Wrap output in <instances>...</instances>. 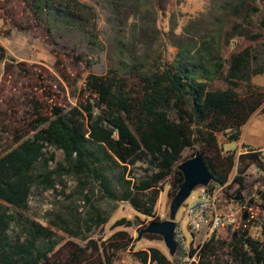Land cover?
<instances>
[{
    "label": "rangeland",
    "instance_id": "374dc122",
    "mask_svg": "<svg viewBox=\"0 0 264 264\" xmlns=\"http://www.w3.org/2000/svg\"><path fill=\"white\" fill-rule=\"evenodd\" d=\"M29 2L31 4L32 0H0V47L4 49V52L0 50V157L33 138L40 117L52 121L57 109L69 114L75 109L84 112L89 102L97 105L94 94L85 90L89 75L118 76L127 82L128 88L140 89L141 75L158 71L164 63L172 61L178 52L177 44L196 56L203 52L204 43L214 39L215 49H219L227 61L233 53L250 48L260 58L252 68L264 64V30L259 27L264 12L261 0H250L243 10L247 13L251 6L260 9L252 17V24H246L251 33L262 36L257 43L246 38L225 41L234 21L230 17L231 10L239 4L238 0H47L56 10H69L79 22L72 18L63 22L54 11L47 16L32 9ZM227 71L228 65L224 74ZM213 87L226 89L228 84L220 80ZM243 91V87L239 89ZM171 118H176L174 112ZM218 139L224 154L235 153L236 165L219 206L224 226L216 233L230 242L247 220L255 219L250 234L264 240V201L261 199L264 157L258 153L261 167L252 165L241 173L244 164L240 157L247 154L239 155L246 149L264 152V115L257 113L250 119L242 128L239 141L228 142L224 134H219ZM197 149H185L178 165L194 157ZM46 159L47 164L38 168L39 173L53 172L58 165L65 164L64 152L49 144ZM244 163L250 162L245 160ZM127 169L126 176L133 181L152 174L151 170L147 171L148 160ZM120 172L123 169H117L113 177ZM238 177L244 179V188L236 182ZM173 181L174 178L169 177L160 183L155 216L146 217L129 203L105 199L95 179L80 180L56 173L52 185L40 183L33 188L29 208L23 214L55 232L58 245L49 264H74V246L84 248L89 240L102 245L119 231L126 232L132 243L114 264H140L132 253L151 248L162 251L172 264H199V259L187 260L181 248L171 257L160 236L144 235L141 240L137 239L138 232L150 222L169 219L171 201L179 191L173 188ZM201 197L202 188H197L176 216L187 246L195 245L188 208ZM96 208L109 216L107 224L101 228H95L90 220ZM59 217L69 220L71 225L79 224L82 236L76 238L65 233L60 228ZM121 219L130 221L131 226L115 228V223ZM227 253V249L219 251L218 258H212L210 264H224L228 260Z\"/></svg>",
    "mask_w": 264,
    "mask_h": 264
},
{
    "label": "trees",
    "instance_id": "16d2710c",
    "mask_svg": "<svg viewBox=\"0 0 264 264\" xmlns=\"http://www.w3.org/2000/svg\"><path fill=\"white\" fill-rule=\"evenodd\" d=\"M238 1L231 10L234 21L225 41L246 38L257 43L262 36L251 33L246 24H252V17L260 9L251 6L243 13L250 0ZM30 6L47 16L54 11L63 22L70 18L79 22L69 10H56L47 0H32ZM259 27L264 30V12ZM214 41L204 43L203 52L196 56L177 44L176 57L158 71L141 75L142 88L137 90L128 88L127 82L118 76L89 75L85 90L94 94L97 105L89 102L84 112L75 109L69 114L57 109L52 121L40 117L34 137L0 157V264L50 263L58 245L55 232L23 212L29 208L33 188L40 183L52 185L53 174L95 179L105 199L129 203L146 217L155 216L162 181L173 177V188L176 191L181 188L184 177L177 166L185 149L198 148L214 175L213 182L228 183L236 155L224 154L218 135L224 134L228 142L239 141L242 128L252 116L257 112L264 115V88L252 82L255 76L264 74V64L252 68L260 58L250 48L233 53L227 61L215 49ZM0 50L4 52L1 47ZM220 80L228 88L215 89L213 84ZM97 108L101 109L99 113ZM172 112L175 119L171 118ZM48 144L64 152L65 164L58 165L53 172L39 173L38 168L47 164ZM145 160L151 176L136 181L128 179V166ZM240 160L244 164L241 173L252 165L261 167L259 154L243 155ZM245 160L250 163H244ZM117 169L123 172L113 177ZM236 182L244 188L242 177L236 178ZM261 199L264 201V191ZM59 218L65 233L76 238L82 236L79 224L71 225L69 220ZM90 220L95 228H101L109 216L96 208ZM254 224L255 219L247 220L230 242L215 232L203 246L199 264H210L224 249L228 250L224 264H264V240L250 234ZM114 226L128 227L131 222L121 219ZM131 243L132 239L123 231L116 232L102 245L89 240L84 248L73 247L72 261L114 264ZM132 255L140 264H172L167 255L155 248Z\"/></svg>",
    "mask_w": 264,
    "mask_h": 264
},
{
    "label": "built area",
    "instance_id": "2783aa9c",
    "mask_svg": "<svg viewBox=\"0 0 264 264\" xmlns=\"http://www.w3.org/2000/svg\"><path fill=\"white\" fill-rule=\"evenodd\" d=\"M258 153H262L264 157V152L253 149H246L244 152L239 153V155ZM226 188L227 185L210 183L208 187L202 188L201 200L188 208L187 217L189 219L190 231L193 234V242L195 241L194 247L193 243L187 246V239L183 234L181 226L178 225L176 229L178 248H181V253L187 260L196 262L207 240L224 226V216L221 214L219 206Z\"/></svg>",
    "mask_w": 264,
    "mask_h": 264
},
{
    "label": "water",
    "instance_id": "95a60500",
    "mask_svg": "<svg viewBox=\"0 0 264 264\" xmlns=\"http://www.w3.org/2000/svg\"><path fill=\"white\" fill-rule=\"evenodd\" d=\"M184 177V182L173 197L170 205L169 219L164 221H153L149 225L138 232V240H141L144 235L160 236L171 257H174L178 251V242L176 240V216L179 209L185 204L188 198L197 188H205L214 181V175L209 170L206 161L200 151H197L195 156L184 161L177 166ZM240 198V194L237 199ZM247 218L245 214L244 219Z\"/></svg>",
    "mask_w": 264,
    "mask_h": 264
},
{
    "label": "crops",
    "instance_id": "0c3cea01",
    "mask_svg": "<svg viewBox=\"0 0 264 264\" xmlns=\"http://www.w3.org/2000/svg\"><path fill=\"white\" fill-rule=\"evenodd\" d=\"M253 83L254 84H256V85H258V86H260V87H262V88H264V74L263 75H259V76H255L254 78H253ZM257 113H259V112H257ZM256 113V114H257ZM255 115V114H254ZM253 115V116H254ZM252 116V117H253ZM250 121V120H249ZM244 146V145H243ZM250 148V147H249Z\"/></svg>",
    "mask_w": 264,
    "mask_h": 264
}]
</instances>
